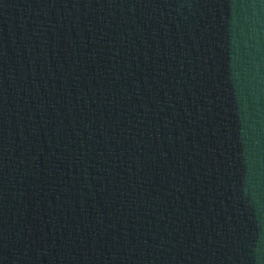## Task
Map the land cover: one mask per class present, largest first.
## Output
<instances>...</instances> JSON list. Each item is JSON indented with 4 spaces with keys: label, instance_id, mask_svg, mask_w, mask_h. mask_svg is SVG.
<instances>
[{
    "label": "water",
    "instance_id": "obj_1",
    "mask_svg": "<svg viewBox=\"0 0 264 264\" xmlns=\"http://www.w3.org/2000/svg\"><path fill=\"white\" fill-rule=\"evenodd\" d=\"M0 264H264V0H0Z\"/></svg>",
    "mask_w": 264,
    "mask_h": 264
}]
</instances>
